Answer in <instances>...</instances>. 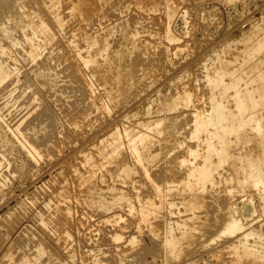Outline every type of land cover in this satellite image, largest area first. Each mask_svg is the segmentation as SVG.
Wrapping results in <instances>:
<instances>
[{"label": "rangeland", "instance_id": "1", "mask_svg": "<svg viewBox=\"0 0 264 264\" xmlns=\"http://www.w3.org/2000/svg\"><path fill=\"white\" fill-rule=\"evenodd\" d=\"M16 1L17 0H12V4L15 3ZM93 1L95 2V0H93ZM113 1H114L113 6L115 8L114 7L108 8V7L103 6V8L105 7V10L103 9V12L105 11V13H103V14L101 13L102 16L100 13H99L100 15L99 14L98 15L97 14L92 15L93 13L88 12L89 15L91 14L90 15L91 18H90V21L88 20L87 24H85V22L80 20L79 17H76L77 19L79 18L78 20L75 19V16L69 17V14H68L69 12L68 13L66 12L68 10L66 5L69 4V2H67V0H65V1L60 0V6L62 4L63 5L61 7H59V9L61 11V13L59 11L60 15L61 16L63 15L62 17H64V19H65L64 21L67 22V23H65V25L63 27V29H64L63 33L67 34L68 32H70L69 34L65 35V38L68 37V39L71 38L75 42L78 41L77 44L79 46L80 45L82 46L85 43L86 37H88L90 35L94 36L93 33L95 34L96 31H97L96 34H102L103 35V34H107L106 30L109 28H112V27H113L114 31L112 32L113 33L112 36L111 35H110V37L108 36V40H110V39H111L110 41L116 40L117 38H119V36L121 37L123 32L126 31V30L120 31V29L122 28V27L120 28V26H121L120 22H121L122 25L127 27L126 29H128L127 31H129V32L133 31L134 29H135L134 30V32H135L139 29V32L138 31H137V33L135 32L137 34L136 37L139 38L138 34L140 35L141 42L146 44L148 50L151 49V51H157L159 49H161V50L165 49V50H163L165 54H163L162 57H161V55H159V58L161 57L162 59L160 61V64L156 68L155 73H153V72L141 73L142 80H140L141 82L139 81L137 83L138 85L135 86V88L136 87L137 88L136 89L133 88L134 91H133V89H131L127 93V95L125 97L126 98L125 103L123 102L119 106L113 105L111 108V110L113 109V111L110 110L108 112L110 114H108L107 112H104V110L101 108L99 109L100 112H99L98 108H95V106L97 107L99 105L100 100H102L103 97H104L103 99H105V97H106V96H104L105 93L101 89L102 86L96 85L95 87L92 88L91 92L85 94V96L88 94V96L85 97L84 95H82V93L80 91L75 92L76 91L75 87L77 86V83H74V82L69 83L67 81V79L65 80V78H63L64 75L62 76V73L59 70L60 69L59 66H61V65H59V63L56 62L55 58L53 59L52 57H56V53H57V56L60 55L61 51H62L61 55L65 56L67 54L66 57L69 56V53L66 51L67 49L65 48V46L64 45L61 46V44L64 43L65 38H63L62 41L60 40V41L56 42V44L54 43L55 46H54V44H51L50 46L53 49L49 45L47 46V49L49 48L50 50H48L45 53L49 54V52H52L49 55L51 58V60H50L51 62L46 61L43 65H41V62H40L39 66L37 65L39 62L35 63V64L33 63V64H29V66L23 67V69H22V67L17 62L14 61L15 62L14 63L11 60V63H12L11 65L17 64L15 66H18L17 67L18 72H16V74L13 77V79H14L13 84L14 85L10 87L13 89H9L8 91L6 89L3 91L2 90L0 91V107H1L0 108V117H1L0 118V125L3 124L5 126V123H6L7 124L6 126L8 127V128H6L3 125H2L3 128H1L2 126L0 127L1 128V130H0V133H1L0 143L2 144L4 142V140L6 139L5 143H3V144H8V145L12 144L11 147L7 146V145H3V144H2L3 146L0 145V154H1L0 155V159H1L0 162L2 163V164H0L1 165V167H0L1 168L0 169V171H1L0 172V181H1L0 184H2V185H0L1 186V188H0V222H1L0 223V264H17L18 262H20L21 258L24 255L28 256L30 259V261H28L27 264H53V263H60V264H192V263L193 264H210L211 262H212L211 264H241V262H242V264H244V263L247 264L246 262H248V264H249L250 259H248V261H245V260H247V258L244 259L245 257H243L242 261H241L240 257L237 258V256L233 255L232 254L233 252L226 247L227 244H230L232 242L231 240H235V237H236L235 235L227 236L225 234L224 235L221 234L219 237L216 236L217 232H219V230H220V225H221V222L223 219L222 217H224L225 213H226L225 206L228 202L227 196L234 195L232 198V201H235V203L237 205H240L236 211V215H237L242 210L241 199H240L241 196L239 194H243V193H238V192H235L234 190L225 189V188H223V185H221V184L216 185L214 187L207 185L205 188L206 192L204 194L205 206H207V208H205V211H206L207 215H204L203 213L198 211L197 212L198 215L196 214L197 217L194 218L195 219L194 223L196 222L195 224L198 225V223H200L202 221H204L205 224L203 227L201 226L202 230H198V231H195L193 233L195 235L194 241H192V239L190 237V236H192V234L190 232H185V233L183 232V231H185L186 227H184L185 229L184 228L180 229L182 226H180L178 224V223L182 224L184 222V217H186L187 215L190 214V212L187 211L186 206L184 204L180 203L181 197H182L181 194H178L175 191H172V196L170 195L171 194L170 193L166 197L167 201H172L173 199H175V200H173V202H175V206L173 207L174 210L172 208L171 212H168L163 207H161V205H159L158 206L159 209L157 208V212L154 215V217H153V215H151V216H149V219L147 221H143L140 218V210L143 206L146 205L147 201L153 200V201L158 202V200H159L158 198L156 199L155 192H153L154 189L152 187V184L150 183L151 179H150L149 174H151V172L154 174H157V172L160 170V169L156 168L158 166H159V168H161L160 171H162V167L163 168L165 167L162 164L163 162H165L164 159H167L168 156L170 157L172 155H174L175 160L181 158L180 156H181L182 149L185 146H190L191 144H193L192 143L193 140H190L189 138H187L185 136V133L188 131L189 126H190V124H188L189 123L188 122V119H189L188 116H190L191 114H189V113H191V111H193L195 108H199L200 106L201 107L205 106L206 87L202 86L204 84V81H203L202 76H201V74L203 72H201V71H204V69L202 70L204 65L211 63V61L208 60L209 62L208 61L205 62L203 60L204 56L209 52V50L212 47L216 46L219 42L226 40L225 38L230 39V37L233 38L234 36L238 35L239 31L242 28H246L248 26V22H249L248 20H251L255 17H258L262 12H264V0H248L249 2L246 0H244V1L243 0H231V1H228V0L227 1L226 0H177V1L176 0H168L167 1V3L169 2L168 8L171 10V15L168 17H167V15H164L165 14L164 13V7L159 6V4L161 5L160 2H162V6H163L164 0H161V1H159V0H147L146 2H153V4L151 5L152 7L148 6L147 4H141L140 5L137 3V0H113ZM155 1L156 2L159 1L158 2L159 4L156 3V6L158 5L157 7H155V5H154ZM146 2H144V3H146ZM173 2H175L176 5ZM185 3H187V4H185ZM241 3H242V5H241ZM45 4H46V6L48 5V0H45ZM177 4H178L179 8L177 7ZM233 4L235 5L236 9H235ZM99 5L100 4H97V6H99ZM101 5H104V4H101ZM138 5H140V6H138ZM86 7L87 6H85L84 9L89 8V7H87V8ZM63 8H65L66 11ZM99 8H101V6ZM176 8H177V10H176ZM180 8H183V9H180ZM188 8H189V10H188ZM181 10L183 12H185V10L188 11V13L185 12L186 17H185V23L183 24V29H180L181 24H180V19L178 18V16L180 17L182 15ZM176 11H178V12H176ZM63 12L65 13V16H64ZM195 13H196L197 17H196V15H193ZM192 15L194 16V18ZM209 16L213 20H211L209 18ZM139 17H141V18L139 19ZM204 17H206V18H204ZM247 18H249V19L247 20ZM125 20L126 21L128 20V21L126 22ZM140 20H142L144 23ZM69 21H71V23L73 21L74 23L71 24ZM77 21H79V23ZM122 21H123V23H122ZM210 21H212V22H210ZM168 22L169 23L171 22L170 25ZM195 23H196V25H195ZM147 24L149 25V27ZM73 25L75 26V28ZM81 25H82V27H80V29H79V26H81ZM135 25L136 26L138 25V26L136 27ZM166 25L171 27V30L168 31L167 35L172 37V38L168 39V36L165 35V33L163 31V30H165V27H167ZM188 25H191V26H188ZM65 26H66V28L68 27L67 28L68 31H67V29H65ZM107 26H109V27H107ZM114 26H115V28H114ZM144 26H146V27H144ZM69 27H71L72 29ZM186 28H188V29H186ZM196 29H197V31H196ZM75 30H76V32H75ZM101 30H103L105 32H103ZM66 31H67V33H66ZM182 32H184V33H182ZM75 33L76 34L78 33V34L76 35ZM115 33H116V35L118 33V36H116ZM114 35L116 38H114ZM75 36H77V38ZM81 36H82V38H81ZM72 37L75 39H73ZM79 37H80V39H79ZM101 39L104 40L103 37ZM113 44H114V42H113ZM178 45H180V46L178 47ZM56 47H59V48L57 49ZM62 47H63V49H62ZM64 49H66V50H64ZM57 50H59L60 53H58L59 51H57ZM53 51H54V53L55 52L56 53L54 54ZM64 51H66L67 53ZM15 53H16L15 55L17 56L18 53L17 52H15ZM52 54H54L55 56L53 55L51 57ZM62 57L60 56V59L63 60L64 62H66V60L71 59V58L68 59V57L67 58L63 57L64 58L63 59ZM107 60H109V58ZM47 62H49V64H46ZM55 64H56V66H54ZM57 64H58V66H57ZM63 64H65V63H63ZM50 65H51V67H50ZM209 65L210 64H208V67H209ZM43 66H46V67H43ZM47 66H49L50 68ZM57 67H59V68H57ZM28 68H29L30 72L26 71V70H28ZM45 68H47V69L49 68L48 71ZM24 69H26V70H24ZM33 70H35V71H33ZM37 71H41L43 73H46L48 75V77H50V78L54 77V80L55 81L57 80V83H56L54 90L47 89V85H43V86L35 85V83L31 80L30 76L34 72H37ZM56 71L60 72L61 74L58 72L55 73ZM185 72H187V73H185ZM148 73H150V74H148ZM51 74H53V75L50 76ZM55 74H57V75L55 76ZM152 74L154 75L155 79H154V77H152L153 76ZM155 74H156V76H155ZM17 75H19V76H17ZM27 77H30V78H27ZM192 77H193V79H192ZM15 79H16V81H15ZM145 79H147L148 81ZM200 79L202 80V82H200L201 81ZM143 80H145V81H143ZM192 83H193V85H192ZM31 85H33V86H31ZM67 85H68V87H66ZM69 86L72 88L70 89ZM187 86L188 87L190 86V87L188 88ZM199 86H201V87H199ZM187 89H189V90H187ZM37 90H42V91H40L41 94L39 92H37ZM198 90H200V91H198ZM34 91L37 92L38 94H36ZM44 91H45V93H44ZM96 91L98 92L97 94L95 93ZM132 91H133V93H132ZM188 91H190V92H188ZM46 92H47V94H46ZM48 92L51 95L48 94ZM185 92L190 94L191 104L189 102L188 105H186L187 108H189V109H187L186 106L185 107L182 106V108H181V106H178L177 107L178 110L175 108V110H177L176 114L173 113L176 111L171 112L174 109H171L170 111L167 110L168 112L167 111H165V112L161 111L160 113L158 112L160 110V108H162L166 104L165 102H167L168 99L171 98V96L172 97H174L176 95L183 96ZM42 93H44V94H42ZM131 93H132V95H131ZM39 94L41 96L43 95L42 99H41V96ZM94 94H96V95H94ZM102 94H103V96H102ZM194 94L196 97L194 96ZM36 95H37V97H36ZM99 95H101V96H99ZM158 96H160V97H158ZM161 96H162V99H161ZM167 96H169L170 98ZM38 97H39V99H38ZM44 97H45V99H43ZM203 97H204V99H203ZM87 98H89L88 102H87ZM165 98L166 99L168 98L167 101ZM191 98H192V100H191ZM28 99H29V101H27ZM34 99H36V100H34ZM58 99H59V101H58ZM81 99H83V100L81 101ZM158 99L162 100L159 102L160 104L157 103L159 101ZM164 99H165V101H163ZM198 99L200 102H198ZM45 100L48 101L47 102L48 104L45 103L46 102ZM79 100L85 104H80ZM192 101H194L195 104H194V102L192 103ZM39 102L41 104H39ZM77 102H78V105H77ZM162 102H164V103L162 104ZM86 103H88L87 106H86ZM90 103H92L91 106H90ZM149 103L151 106H149V108H148L147 106ZM199 103H201V104L198 105ZM13 104H15V105H13ZM79 104H80V106L83 105V106H81V108L84 110H82L79 107ZM124 104H126V105L122 106ZM161 104H162V106H161ZM93 105H95V106H93ZM159 105L161 107H156ZM191 105L193 107L194 106L195 107L192 108ZM72 106H73V108H75V110L77 108H80L83 111V114L86 116V119H85V116L82 119V114H81V117L79 118V120L81 122L79 121L78 125H76V126L71 125L72 126L71 127L70 124H67V118H69V115H68L69 113L68 114H65V113L70 112L71 111L70 109L72 108ZM44 107L46 110L47 109H49V110L44 112L45 111V109L43 111ZM145 107L148 110H150L149 111L150 114L148 113L150 116L149 115L146 116L145 112H147V109ZM151 107H152V109H150ZM90 108H92V109H90ZM190 108H191V110H190ZM39 109L40 110L42 109L43 113ZM153 109L155 112H158V113H155V112L151 113V111H153ZM155 109L156 110L159 109V110L156 111ZM37 110H38V112H37ZM95 110H97L98 112ZM39 111H40V115H43L44 113H47L49 111L48 112L49 115L47 113L46 115L44 114L43 116H45V117H43V116H40L38 114L39 117H37V113H39ZM186 111H189V112H187L188 115L186 114ZM128 112H129V114H128ZM51 113H53V115L54 114L55 115L53 116ZM131 113H133V114H131ZM143 113H145V115ZM153 113H155V115ZM163 113H166V114H163ZM50 114L52 115L53 118H51ZM91 114H93V115H91ZM105 114H106V116H104ZM136 114H138V115H136ZM178 114H180V115H178ZM96 115L98 118H96ZM165 115H167L166 116V122H168V119L171 120L173 118L172 121L169 120V122L171 124L169 122L167 124L173 126L174 128L179 126L180 122H182V121L186 122L187 121L186 123L182 122V126L180 125V127L175 128V130L177 132L180 133V131L182 130L183 133H182V131L180 134L179 133L177 134V132H176L174 134L176 136V138L173 135L174 139L172 138V136L170 137L171 138L170 140H172L171 141L172 147L170 146V140H167L169 142L166 141V139H169V138H166L164 143H163V145L164 144L166 145L167 143L169 144V147L171 148V150L169 152H171L172 155H171V153L166 155V152H165L166 149L163 150V148H161V149L157 150L158 147H157V144H155L154 147L152 146V149L154 148L153 150L156 152L154 153V156H152V157L155 158V156H157V158H158L159 153L161 155H159V159L156 162H154L155 164L151 163L149 166L148 164H146V162L144 160H142L140 158H134V157L130 158V156L127 154H126L127 155L126 156L125 153H124V156H126V157L123 158V156H122L123 159L120 158L119 156H116V155H115V157L112 156V158H110L105 153L106 152L105 149L101 150L100 154L97 153V150H98L97 148L101 147L102 143L104 144L105 140L108 139L110 134L113 131H115L116 128L122 129V127L124 126V128L127 130V133L130 135L133 133L139 132L140 130H143L142 128H144V130H146L145 132H148V134L150 132L149 135H151L153 133V131L149 128H153V126L150 124L154 123L159 118V116H160V118H162ZM169 115L172 118H170ZM186 115H187V117H186ZM32 116H33V118H32ZM34 116H36L35 119H34ZM49 116H50V119L48 118ZM55 116H56V118H55ZM91 116L93 117L92 119H91ZM132 116L134 118H132ZM180 116L182 118L184 116L185 117V118H183L184 120L182 118H180ZM41 117H43L45 120H43V118H41ZM31 118L34 121V124L31 122L32 120L30 121ZM39 118H41L42 120H40V121H43V122H40L38 120ZM87 118H89V119H87ZM143 118H144V120H143ZM174 118L178 121H176ZM140 119H142V120L140 121ZM63 120H65V121L63 122ZM22 121H23V123L24 122L25 123L22 124ZM36 121L41 123V125L39 123L36 124L37 123ZM44 121H47V122H44ZM136 121H138L139 124ZM85 122H87V123H85ZM172 122H173V124H172ZM12 123H13V125H12ZM17 123H20L19 128L22 127L21 131L23 130V128L25 129L26 132L23 130L22 133L24 134V132H25L26 136L23 134L22 135L21 134L20 135L15 134L13 132V130H11V128L14 129V127L17 125ZM43 123L45 124V127L42 128V126H44V125H42ZM52 123H53V125L54 124L55 125L53 126ZM83 123H85V124L83 125ZM140 123H141V125H140ZM21 124L23 126L26 124V126L23 127ZM86 124H88V125H86ZM131 124H133V125H131ZM136 124H138L139 126ZM9 125L11 128L9 127ZM29 125H31V126H29ZM36 125H38V127ZM47 125H49L48 126L49 129H47L48 128ZM183 125H184V127H183ZM185 125H186V127H188V129L185 128ZM34 126L36 127L37 130L34 128ZM132 126H133V128H132ZM30 127H31V129H30ZM127 127H128V129H127ZM138 127H139V129H138ZM140 127H142V128H140ZM147 127H149V128H147ZM38 128H40V129H38ZM179 128H181V129H179ZM5 129L6 130L8 129L9 132L7 133V131ZM33 129H35V130L32 131ZM52 129H53V131H51ZM72 129H74V130H72ZM2 130L3 131L5 130V131L3 132ZM147 130H149V131H147ZM185 130H186V132H185ZM130 131H132L133 133ZM50 132H51L52 136H50L51 135ZM74 132H76V133H74ZM42 133L45 135H43ZM29 134H31V135L29 136ZM34 134H36V135L34 136ZM4 135H9V136L11 135V136L7 137ZM46 135L48 137L50 136L49 137L50 139L48 137H46ZM24 136L29 137V138L33 137L34 138V139L32 138L33 141L35 139H40L39 137H42V138L45 137V140L48 138L47 142H45L46 146L45 147L43 146L42 149L41 148L39 149L40 150L39 153L42 154L41 156H39V157L35 156L32 153H30L29 151H27L28 148L25 149V147H27V146L25 144L26 140H25ZM178 136L181 138L177 139ZM35 137H37V138H35ZM19 138L22 140L20 141ZM176 139L178 142L176 141ZM182 139H184V140H182ZM9 140L12 142L9 143ZM6 141H8V143ZM14 141H16V143ZM189 142H190V145H188ZM13 143H14V146H16L14 148H13ZM36 143H38L37 140H36ZM56 143H57V146H56ZM97 143H98V145H96ZM175 143H176V145H175ZM178 143L179 144L181 143V144L179 145ZM23 144H25L24 147H23ZM48 144H49V146H51L50 148H52V149L49 148ZM20 145H22V147ZM99 145H101V146H99ZM177 145H179V146H177ZM47 146H48V148H46ZM2 147L4 148L3 150H1ZM5 147H7V148H5ZM201 147H202L201 145L198 146V149L201 150ZM24 150H26V151H24ZM89 150L91 151V153ZM173 150H175V151L177 150L176 153ZM9 151H11V152H9ZM94 151H96V152H94ZM162 151H164V152H162ZM88 152H89V154H88ZM8 153H11V154H8ZM21 153H23V154H21ZM28 153H30L33 156H31L30 154L28 155ZM93 153L95 154V156ZM5 154H7V155H5ZM83 155L84 156L88 155L90 157L92 156L91 159L95 163H100V162L103 163V165H102L103 169H101L102 168L101 167L98 171H96L94 178L89 179V181L85 180V181L80 182L81 178L85 177L87 174L86 169L82 166V160L81 159L83 158ZM165 155H166V157H165ZM1 156L3 158L5 157V159L3 160ZM128 156L130 159L128 158ZM6 157H7V159H6ZM175 157H177V158H175ZM26 158H28L29 160L31 159L30 162L32 164H30V162H28L29 164L27 162L25 164ZM104 158H106V159H104ZM28 159H26V160H28ZM34 159H36V160H34ZM37 159H39V160H37ZM120 159H122V161H123V163H121V161H120V164H122V165H119L118 164L119 162L116 163V161L120 160ZM137 159H139L140 162ZM160 159L162 160V162ZM21 161H22V163H20ZM97 161H99V162H97ZM141 161H143V162H141ZM19 163H20V165L22 164V165H25L26 167L21 165V168H20ZM127 163H128V165H127ZM159 163H161L162 166L157 165ZM126 165H127V167H126ZM7 166H8V168H7ZM152 166H154V167H152ZM146 167L148 168V170ZM2 168H3V170H2ZM180 168L177 169L178 173L176 172L177 175H175L176 177L178 176V178H179V176L180 177L183 176L182 174L184 173L183 168H181L182 170H179ZM17 169H22V171H24V172L23 173H21L19 171L17 172ZM151 169H152V171H151ZM153 169L157 172H154ZM15 171H16V174H15ZM76 171L80 172L81 174L80 173L77 174ZM147 172H149V174ZM219 173L221 175H225L226 170L223 169V171H221L219 169ZM222 173H224V174H222ZM74 174H75V176H74ZM76 174H77V176H76ZM1 178L3 180H1ZM4 178H6V179H4ZM48 179L49 180L51 179L52 181L50 180V182H49ZM54 181H56V182H54ZM83 182H84V184H82ZM50 183H51V185H50ZM54 185H55V187H54ZM208 188L211 190H209ZM245 191H247L246 194H249V192L253 194V200L255 202L254 204L257 208H259L260 203H258L259 200L257 199L256 193H255V192H257V190L256 189L253 190L252 188L247 187V189ZM183 193H184V195L182 194L183 197L188 196V192L184 191ZM115 196H116V198H114ZM234 197H235V199H234ZM50 198H51V200H50ZM34 199H35V201L33 202ZM38 200H39V203H38ZM58 200L60 202H58ZM52 201H54V203ZM28 203H30L31 205H29ZM46 203H48L47 207H46ZM57 203H58V205H57ZM51 204L52 205L54 204V205L52 206ZM93 205H96V206H93ZM55 206H56V208H55ZM49 208L51 209V211L48 210ZM65 208L67 209V211ZM164 210H165V213H164ZM172 210H173V213H172ZM39 212H41V214H39ZM10 213H11V215H10ZM222 213H224V214H222ZM9 215H10V218H8ZM255 215L253 218L251 217V219L250 218L246 219L247 223L250 224L252 222V224H251L252 226L251 225H248V226L251 227L252 229L255 228L254 230L261 229L262 231H264V229H262V228H264V216H261V218L260 217L256 218ZM262 215H264V214H262ZM48 216H50V217L52 216L53 218L58 220L57 222L53 223L54 226L53 225L44 226L43 223H40L41 218H45V217L49 218ZM198 217H200V218H198ZM220 217H221V219H219ZM170 218H171V220H170ZM256 219H259V220H256ZM173 222H177V225H174V226L172 225L173 228L171 229L170 236L172 238H174L175 236H179L182 233L185 234V237L183 238L185 240L182 241V244H181L183 250L180 252V254L177 257H173L172 255L164 253L163 252V246L161 244L162 235H163V231H164V229H163L164 225L166 223L167 224H169V223L173 224ZM185 222L189 223L188 221H185ZM55 224L58 226L55 227ZM150 225L154 227V230L150 229ZM258 226H259V229H258ZM256 227H257V229H256ZM51 228H53V229H51ZM56 228H57V230H56ZM12 230H14V231H12ZM52 230H53V232H52ZM39 233H41V234H39ZM22 234H24V235H22ZM67 234L69 236H67ZM31 236H33L35 240H33V237L31 238ZM69 237L71 240L67 239ZM212 237L213 238L215 237V239H212ZM31 240H32V242H31ZM29 241H30V243H29ZM250 241H252V238H250ZM38 244H41L44 247L45 253L41 254L40 255L41 257L39 256L38 259L37 258L34 259L33 255L36 251V246ZM27 250H28V252H27ZM223 250L226 251L227 253L224 252ZM236 258L239 260L238 262H236L237 261V260H235ZM95 259H97V260H95ZM218 259H219V261H218ZM234 260H235V262H232ZM250 262H251V264H262L261 262H257V263L253 262L252 263L251 260H250Z\"/></svg>", "mask_w": 264, "mask_h": 264}, {"label": "bare ground", "instance_id": "2", "mask_svg": "<svg viewBox=\"0 0 264 264\" xmlns=\"http://www.w3.org/2000/svg\"><path fill=\"white\" fill-rule=\"evenodd\" d=\"M61 1H63V0H61ZM146 1L147 0H137V3L140 4V5L141 4H147L148 6H151L153 4V2H146ZM159 1H161V0H159ZM167 1L168 0H164L163 6H162V2H160L161 3V5H160L156 1H155L154 5H155V7H157L158 5L156 6V3H158L160 7H164V13H165L164 15H167V17H168V16L171 15V10L168 8L169 2L167 3ZM228 1H231V0H228ZM246 1H248V0H246ZM67 2H69V4H67V5L65 4V5L67 6L68 10L66 11L65 8H63V9H65V11L67 13L69 12L68 13L69 17L70 16H72V17L75 16V19H77L76 17H79L80 20L85 22V24H87L88 20L90 21V18H91L90 17L91 14L89 15L88 12L93 13L92 15H94V14L98 15L99 13L100 14L101 13L102 14L105 13V11L103 12V9L105 10V7H108V8L109 7H114L113 6V3H114L113 0H95L96 3L93 0L92 1L91 0H67ZM144 2H146V3H144ZM175 2H173V3L175 4ZM97 4H100V5L97 6ZM101 4H104V5H101ZM185 4H187V3H185ZM140 5H138V6H140ZM241 5H242V3H241ZM61 6H60V0H48V5L47 6L45 4V0H17L13 4H12V0H0V91L1 90L3 91L5 89L7 91L9 89H13V88H10V87L14 85L13 84V82H14L13 77L16 74V72H18L17 71V67L18 66H15L17 64L11 65L12 64L11 60L13 62L14 61L17 62L22 67V69H23V67L29 66V64H33V63L35 64V63L39 62L37 64L39 66L40 62H41V65H43L46 61H50L51 60L49 55L52 52H49V54L45 53L48 50H50L49 48L47 49V46L48 45L50 46L51 44H54V43L56 44V42H58L60 40L62 41V39L65 38V35L70 33V32L67 33V31H68L67 28L68 27L66 28V26H65V29H67V31H66L67 34L63 33V30H64L63 27H64L65 23H67V22L64 21L65 19H64V17H62L63 15L62 16L60 15L61 11H60L59 7H61ZM85 6H87L89 8L86 7L87 9H84ZM100 6H101V8H99ZM103 6H105V7L103 8ZM177 7H178V4H177ZM234 7H235V5H234ZM180 9H183V8H180ZM235 9H236V7H235ZM176 10H177V8H176ZM188 10H189V8H188ZM59 11H60V13H59ZM64 12H63V14L65 16ZM176 12H178V11H176ZM185 12L188 13V11H186V10H185ZM185 12L182 11L181 12L182 15L180 17L178 16V18L180 19V24H181L180 29H183V24L185 23V17H186L185 16ZM102 14H101V16H102ZM193 15H196V13L193 14ZM210 16H209V18L211 20H213ZM196 17H197V15H196ZM140 18L141 17H139V19ZM193 18H194V16H193ZM204 18H206V17H204ZM248 19L249 18H247V20ZM123 21H122V23H123ZM140 21H142V20H140ZM248 21H247L248 22V26L246 28H242L239 31L238 35L234 36L233 38L230 37V39L225 38L226 40L221 41V42L218 41L219 43L217 45L215 44L216 46L212 47L209 50V52L203 58V60L205 62L208 61V60L211 61V63H208L209 61L207 62L208 64H210L209 67H208V64L207 65L205 64L204 67L202 68V70L204 69V71H201V72H203L201 74V76H202V79L204 81V84L202 83L203 84L202 86L206 87L205 106L204 107L200 106L199 108H195L194 110L192 109L193 111H191V113H189V114H191L190 116H188L189 117V119H188L189 123L188 124H190V126H189V129H188V127H186V125H185V128L188 129L187 132L185 130V132H186L185 136L187 138H189L190 140H193L194 142L192 141L193 144H191V145H190V142H189L188 145H190V146H185L182 149V152L180 151L181 152V156L180 155L179 156L181 158L175 160L174 159V155H172V153L169 152L171 150V148L169 147V144L167 143L166 145L165 144L163 145V143H164L166 138H169V139H166V141L170 140L171 136L173 138V135L177 132L175 130V128L180 127V125L182 126V122L186 123L187 121L186 122H184V121L180 122L179 126H177L175 124L177 127L174 128L173 126L167 124L169 122V120H170V119H168V122H166V116L167 115H165L162 118H160V116H159V118L157 120L155 119L156 121L155 122L153 121L154 123L150 124V125L153 126V128L147 127V128H149V129H151L153 131V133L151 135H149L150 132H149V134H148V132H145L146 130H144V128H142V127H140V128H142L144 131L140 130L139 132H136V133H133L132 131H130V132L133 133L131 135L127 133V130L124 128V126L122 127V129L119 128L120 130L116 128L115 131H113L110 134L108 139L105 140L104 144L102 143L103 141L101 142L102 146L99 145L101 147L97 148L98 149L97 153L100 154L101 150L105 149L106 150L105 153L110 158H112V156L115 157V155L119 156L120 158H122V156L124 158L127 155H129L130 158L134 157V158H140V159L144 160L146 162V164H148L149 166H150L151 163L155 164L154 162H156L159 159V155H161L159 153L160 152L159 151L158 152L159 154L157 153L158 154V158H157V156H155V158L152 157V156H154V153L156 152V151L153 150L154 148L152 149V146L154 147L155 144H157V147H158L157 150L163 148V150L166 149V151H165L166 155L171 153L172 156H170V157L168 156L167 159H164L165 162H163L162 164L165 167L164 168L162 167V171H160L161 168H159V166H158L156 168L160 169L159 171L155 168L158 172L153 169V171L157 172V174H154L152 172H151V174H149V172H147L150 175V179L151 180L150 179L149 180H150V183L152 184V187L154 189L153 192H155L156 199L158 198L159 200H158V202H156V201L148 199L149 201H147L146 205L143 206L141 208V210H140V218L143 221H147L149 219V216L153 215V217H154V215L157 212V208H158L159 205H161V207H163L168 212H171V209L175 206V202H173V200H175V199L172 198L173 199L172 201H167L166 197L170 193H171L170 195L172 196V191H175L176 193L181 194L182 197L180 196L181 197V202L180 203L184 204L186 206V208H187V211L190 212L189 215H187V216L185 215L186 217H184V222L182 224H180V223H178V224L180 226H182L180 229H183L184 227H186V229L184 228L185 229V231H183L184 233L185 232H190L192 234V236H190L192 241H194V239H195V235L193 233L195 231L202 230L201 226L203 227L204 224H205L204 221L198 223V225L195 224L196 222L194 223V220H195L194 218L197 217L196 214H197L198 211L203 213L204 215H207L206 211H205V208H207V206H205V199H204V194L206 192L205 188H206L207 185H210L211 187H214L216 185H220L221 184V185H223V188H225V189H230V190H234L235 192H238V193H243V194H239L241 196L240 199H241V205H242V210H241L240 213H238L239 215L238 214L236 215V211H237V209H238V207L240 205H237L235 203V201H232V198H233L234 195L227 196L228 197V202H227V204L225 206L226 213H225V216L223 215L224 217H222L223 218L222 222L220 221L221 222L220 230H219V232L216 231L217 232L216 236L219 237L221 234H223V235L225 234L227 236L235 235L236 236L235 240H231L232 242L230 244H227V246H226L228 249H230L233 252L232 254L237 256V258L240 257L241 261H242V258L245 257L244 259L247 258V260H245V261H248V259H250L252 261V263L253 262H256V263L257 262H261L262 264H264V231L259 229V226H258L259 230H254L255 228L252 229L251 227L248 226V225H251L252 222L249 224L246 221V219H248V218H250V219H251V217L253 218L255 214H256L255 215L256 218H258V217L261 218V216H264V215H262V214H264V12H262L258 17H255V18H253L251 20H248ZM69 22L71 23V21H69ZM77 22L79 23V21H77ZM210 22H212V21H210ZM72 23H74V22L72 21ZM170 23H169V25H170ZM120 25H121L120 28L122 27L121 29L118 27L120 29V31L121 30L122 31H125V30L127 31L128 30V29H126L127 28L126 26L121 24V22H120ZM195 25H196V23H195ZM188 26H191V25H188ZM80 27H82V25L79 26V29H80ZM107 27H109V26H107ZM144 27H146V26H144ZM148 27H149V25H148ZM69 28H71V27H69ZM74 28H75V26H74ZM114 28H115V26H114ZM186 29H188V28H186ZM134 30L130 31V32L129 31H127V32L125 31L123 33L121 32L122 33L121 37L119 36V38H117L116 40H113V41H110L111 39L108 40V36L110 37V35L112 36V34H113L112 33L114 31L113 27L107 29L106 30L107 34H103V35L102 34H96L97 33V31H96L95 34L93 33L94 36L90 35V36L85 38V43L82 46L81 45L79 46L77 44L78 41L75 42L71 38L68 39V37L66 36L67 38L64 39L65 41H64L63 44H61V46L62 45L65 46V48L67 50L66 49H64V50H66L69 53V56H67V57H68V59L69 58H71V59L70 60H66V62L61 60L60 56L62 57L63 55H61L62 51L60 53L59 50H57V51H59L58 53H60V55L57 56V53L55 52L56 53V57H52L55 54L54 51H53L54 54L51 55V57L53 59L55 58L56 62H58L59 65H61V66H59L60 67L59 70L62 73V76L64 75L63 78H65V80L67 79V81L69 83H72V82L77 83V86L76 85H75L76 87L74 86L76 88L75 92L80 91L82 93V95L85 96V94L91 92L92 88L95 87L96 85L97 86H102L101 89L105 93L104 96H106V97H105V99H103L104 98L103 97L102 100H100V103H99V105L97 107L95 105H93V106H95V108H98V110L101 108V109L104 110V112L108 113L111 110L113 105L114 106L115 105L119 106L123 102L125 103V100H126L125 97H126L127 93L133 88L136 89L137 87L135 88V86H137L138 85L137 83L140 80H142L141 73H144V72H153V73H155V70L158 67V65L160 64V61L162 59L161 58L162 55L165 54L164 51H163L165 49H163V50L159 49L157 51H151V49L148 50L146 44L141 42L140 35L138 34L139 38L136 37V35H137L136 33H137V31L139 32V29L138 30L136 29L137 30V31H135L136 33L134 32ZM170 30H171V27L167 26V27H165V30H163V31H164L165 35H167L168 31H170ZM101 31H103V30H101ZM196 31H197V29H196ZM75 32H76V30H75ZM103 32H105V31H103ZM182 33H184V32H182ZM115 35H116V33H115ZM115 35H114V38H116ZM82 36H81V38H82ZM116 36H118V33H117ZM75 37L77 38V36H75ZM102 37L104 38V40L101 39ZM169 38H172V37L168 36V39ZM73 39H75V38H73ZM79 39H80V37H79ZM113 42H114V44H113ZM55 44H54V46H55ZM179 46L180 45H178V47ZM56 48L58 49L59 47H56ZM62 49H63V47H62ZM66 51H64V52H66ZM15 52L18 53L17 56L15 55L16 54ZM66 55L63 56V57H66ZM159 55H161L160 58H159ZM108 58H109V60H107ZM63 63H65V64H63ZM46 64H49V62H47ZM54 66H56V64ZM57 66H58V64H57ZM43 67H46V66H43ZM47 67H49V66H47ZM50 67H51V65H50ZM59 67H57V68H59ZM45 69L48 71L47 68H45ZM24 70H26V69H24ZM28 70H29V68H28ZM28 70H26V71L30 72V70L29 71ZM33 71H35V70H33ZM57 72L58 71H56L55 73H57ZM60 72H58V73H60ZM185 73H187V72H185ZM148 74H150V73H148ZM52 75L53 74H51L50 76H52ZM56 75L57 74H55V76ZM17 76H19V75H17ZM155 76H156V74H155ZM30 77H31V80L35 83V85H40V86L47 85V89H50V90H54L55 89L57 80L55 81L54 77L53 78L48 77V75L46 73H43L41 71H37V72H34ZM30 77H27V78H30ZM152 77H154V75ZM154 79H155V77H154ZM192 79H193V77H192ZM145 80H147V79H145ZM145 80H143V81H145ZM15 81H16V79H15ZM200 82H202V80ZM33 85H31V86H33ZM192 85H193V83H192ZM66 87H68V85ZM199 87H201V86H199ZM71 88L72 87H70V89ZM134 89H133V91H134ZM187 90H189V89H187ZM40 91H42V90H37V92H39V93H40ZM45 91H44V93H45ZM133 91H132V93H133ZM198 91H200V90H198ZM37 92H35V93L38 94ZM188 92H190V91H188ZM44 93H42V94H44ZM95 93L97 94L98 92L96 91ZM132 93H131V95H132ZM46 94H47V92H46ZM48 94H50V93L48 92ZM96 94H94V95H96ZM103 94H102V96H103ZM87 96H88V94L85 97H87ZM99 96H101V95H99ZM169 96H167V97H169ZM194 96H195V94H194ZM36 97H37V95H36ZM42 97H43V95L41 96V99H42ZM158 97H160V96H158ZM38 99H39V97H38ZM43 99H45V97ZM88 99L89 98H87V102H88ZM161 99H162V96H161ZM165 99L163 101H165ZM167 99H166V101H167ZM203 99H204V97H203ZM34 100H36V99H34ZM82 100L83 99H81V101ZM191 100H192V98H191ZM27 101H29V99ZM58 101H59V99H58ZM81 101H80V104H85V103H82ZM160 101H162V100H159L157 103H159ZM47 102L48 101H46L45 103L48 104ZM189 102H190V94L185 92L183 96H181V95H176L174 97L171 96V98L168 99L167 102H165L166 104L162 108H160V110L159 109H157V110L155 109V110L156 111L159 110L158 112L160 113L161 111L165 112L167 110L170 111L171 109H174L171 112L176 111V112H173V113L176 114L177 110H178L177 109L178 106H181V108H182V106L185 107L186 105H188ZM193 102L194 101H192V103ZM198 102H200L199 99H198ZM163 103L164 102H162V104ZM39 104H41V103L39 102ZM80 104H79V107L81 108V106H83V105L80 106ZM162 104H161V106H162ZM190 104H191V102H190ZM194 104H195V102H194ZM200 104L201 103H199L198 105H200ZM13 105H15V104H13ZM77 105H78V102H77ZM87 105H88V103H86V106ZM91 105H92V103H90V106ZM125 105L126 104H124L122 106H125ZM149 106H151L150 103L148 104L147 107L149 108ZM161 106L159 105V106H156V107H161ZM194 107L192 106V108H194ZM80 108H77L75 110V108H73V106H72V108L70 109L71 111L65 113V114L69 113L68 114L69 118H67V124H70V126L71 125L76 126V125L79 124V121H80L79 118L81 117V114H82V119L84 118L85 115L83 114V111H82L84 109L81 108L82 109L81 110ZM175 108L177 110H175ZM186 108H187V106H186ZM44 109H45V107L43 108V111H44ZM90 109H92V108H90ZM150 109H152V107ZM187 109H189V108H187ZM47 110H49V109H47ZM47 110L45 109L44 112H46ZM190 110H191V108H190ZM40 111L43 113L42 109ZM40 111H39V113H37V117H39ZM95 111H97V110H95ZM111 111H113V109ZM149 111L150 110H148V109H147V112L144 111L146 113V116L150 114ZM37 112H38V110H37ZM99 112H100V110H99ZM152 112H155L154 109H153V111H151V113ZM158 112H155V113H158ZM187 112H189V111H186V114H187ZM47 113H44V114L46 115ZM145 113H143V114L145 115ZM155 113H153V114L155 115ZM51 114L53 115V113H51ZM108 114H110V113H108ZM128 114H129V112H128ZM131 114H133V113H131ZM163 114H166V113H163ZM43 115H40V116H43ZM48 115H49V113H48ZM52 115H51V118H53ZM91 115H93V114H91ZM136 115H138V114H136ZM178 115H180V114H178ZM187 115H186V117H187ZM104 116H106V114ZM35 117L36 116H34V119H35ZM43 117H45V116H43ZM43 117H41V118H43ZM169 117L172 118L170 115H169ZM32 118H33V116H32ZM32 118L30 119V121L32 120L31 122L34 124V121H33ZM41 118H39L38 120L39 121L42 120ZM48 118L50 119V116ZM55 118H56V116H55ZM92 118L93 117L91 116V119ZM96 118H98L97 115H96ZM132 118H134V117L132 116ZM180 118H182V117L180 116ZM183 118H185V117L183 116ZM85 119H86V116H85ZM87 119H89V118H87ZM43 120H45V119L43 118ZM141 120L142 119H140V121ZM143 120H144V118H143ZM172 120H173V118L170 121H172ZM64 121L65 120H63V122ZM138 121H136V122L138 123ZM176 121H178V120H176ZM40 122H43V121H40ZM44 122H47V121H44ZM24 123L22 121V124H24ZM38 123L39 122H37L36 124H38ZM85 123H87V122H85ZM85 123H83V125ZM19 124L20 123H17V125L14 127V129L11 128L10 125H9V127L11 128V130H13V132L15 134H19V135L21 134L22 135L23 134L22 131L23 130L25 131V129L23 128V130L21 131L22 127L19 128V126H20ZM39 124L41 125V123H39ZM138 124H136V125H138ZM172 124H173V122H172ZM2 125H0V127ZM6 125L7 124L5 123V126L4 125L3 126L8 128ZM12 125H13V123H12ZM42 125H44V126H42V128L45 127L44 123ZM52 125H53V123H52ZM86 125H88V124H86ZM131 125H133V124H131ZM140 125H141V123H140ZM3 126L1 128H3ZM24 126H26V124ZM29 126H31V125H29ZM36 126L38 127V125H36ZM48 126L49 125H47V127ZM183 127H184V125H183ZM1 128H0V130H1ZM34 128L36 129L35 126H34ZM132 128H133V126H132ZM30 129H31V127H30ZM35 129H33L32 131H34ZM38 129H40V128H38ZM47 129H49V127ZM74 129H72V130H74ZM127 129H128V127H127ZM138 129H139V127H138ZM179 129H181V128H179ZM6 131H7V133L9 132L8 129ZM51 131H53V129ZM147 131H149V130H147ZM181 131H180V133H181ZM25 132H24L23 135H25ZM74 133H76V132H74ZM178 133L179 132H177V134ZM182 133H183V131H182ZM50 134H51V132H50ZM0 135H1V133H0ZM30 135L31 134H29V136ZM35 135L36 134H34V136ZM43 135H45V134H43ZM4 136L10 137L11 135L10 136L9 135H4ZM50 136H52V134ZM46 137H48V136L46 135ZM32 138L25 137V140H26L25 144L27 146V147H25V149L28 148L27 151H29L33 155L39 157V156L42 155V154L39 153L40 152L39 149L40 148L42 149L43 146L44 147L46 146L45 142H47L48 138L45 140V137L44 138L39 137L40 139H35L34 141L32 140ZM35 138H37V137H35ZM175 138H176V136H175ZM179 138H181V137L178 136L177 139H179ZM177 139H176V141H177ZM184 139H182V140H184ZM5 140H4L3 143H5ZM10 140H9V143L12 142ZM21 140L22 139H20V141ZM36 140L38 141V143H36ZM171 141L172 140H170V146L172 147V145H171L172 142ZM6 142L8 143V141H6ZM14 142L16 143V141H14ZM167 142H169V141H167ZM2 144L0 143V145H2ZM25 144H23V147H24ZM3 145H7V146L11 147L12 144H9V145L8 144H3ZM96 145H98V143ZM175 145H176V143H175ZM179 145H177V146H179ZM200 145L202 146L201 150L198 149V146H200ZM20 146L22 147V145H20ZM48 146H49V144H48ZM48 146L46 148H48ZM56 146H57V143H56ZM14 147H16V146H14V143H13V148ZM50 147L51 146H49V148ZM5 148H7V147H5ZM3 149L4 148L2 147L1 150H3ZM50 149H52V148H50ZM24 151H26V150H24ZM173 151H175V150H173ZM176 151H175V153H176ZM9 152H11V151H9ZM94 152H96V151H94ZM162 152H164V151H162ZM30 153H28V155ZM90 153H91V151H90ZM124 153H125V155L126 154L127 155L124 156ZM8 154H11V153H8ZM21 154H23V153H21ZM88 154H89V152H88ZM5 155H7V154H5ZM33 155H31V156H33ZM166 155H165V157H166ZM94 156H95V154H94ZM129 156H128V158H129ZM91 157L88 156V155H85V156L83 155V158L81 159L82 160V166L86 169L87 174H86L85 177L81 178L80 182L85 181V180L89 181V179L94 178V175L96 174V171H98L103 165V163H101V162L100 163L93 162ZM28 158H26V159H28ZM106 158H104V159H106ZM175 158H177V157H175ZM2 159L4 160L5 157L4 158L2 157ZM6 159H7V157H6ZM26 159H25V164H26V162L28 163L31 160V159L30 160L29 159L26 160ZM122 159L117 160L116 163L119 162L118 164L122 165V164H120V161H121V163H123ZM34 160H36V159H34ZM37 160H39V159H37ZM137 160L139 161V159H137ZM97 162H99V161H97ZM141 162H143V161H141ZM161 162H162V160H161ZM20 163H22V161ZM20 163H19V165H20ZM0 164H2V163L0 162ZM30 164H32V163L30 162ZM21 165H20V168H21ZM127 165H128V163H127ZM127 165H126V167H127ZM157 165H161V163H159ZM22 166H25V165H22ZM0 167H1V165H0ZM152 167H154V166H152ZM180 167L183 168V172L184 173L182 174L183 176H181V177L179 176V178H178V176L176 177L175 175H177V173H178L177 169L180 168ZM7 168H8V166H7ZM181 168L179 170H182ZM101 169H103V167ZM219 169L221 171H223V169L226 170L225 175H221L219 173ZM2 170H3V168H2ZM147 170H148V168H147ZM18 171L21 172V173L24 172V171H22V169H17V172ZM151 171H152V169H151ZM76 173L78 174L80 172L76 171ZM15 174H16V171H15ZM77 174H76V176H77ZM222 174H224V173H222ZM74 176H75V174H74ZM4 179H6V178H4ZM1 180H3V179L1 178ZM50 180H49V182H50ZM54 182H56V181H54ZM82 184H84V182ZM0 185H2V184H0ZM50 185H51V183H50ZM54 187H55V185H54ZM247 187L248 188H252L253 190L254 189L257 190V192H255V193H256L257 199L259 200L258 203H260L259 208H257L255 206V204H254L255 202L253 200V194L250 193V192H249V194H246V192L248 191V190L245 191L247 189ZM0 188H1V186H0ZM209 190H211V189H209ZM184 191L188 192V196L185 194L187 197H183V195H184L183 192ZM114 198H116V196ZM234 199H235V197H234ZM50 200H51V198H50ZM34 201H35V199L33 200V202ZM52 202L54 203V201H52ZM58 202H60V201L58 200ZM30 203H28V204L31 205ZM38 203H39V200H38ZM47 205H48V203H46V207H47ZM57 205H58V203H57ZM93 206H96V205H93ZM55 208H56V206H55ZM48 210L51 211L50 208ZM165 210H164V213H165ZM173 210H174V208H173ZM173 210H172V213H173ZM66 211H67V209H66ZM39 214H41V212H39ZM222 214H224V213H222ZM10 215H11V213H10ZM10 215H9V217L8 216L7 217L10 218ZM48 217L49 218H46V217L45 218H41V222L40 223H43L44 226H48V225H53L54 222L58 221L55 218H53L52 216L51 217L48 216ZM198 218H200V217H198ZM219 219H221V217ZM259 219H256V220H259ZM170 220H171V218H170ZM185 221H188L189 223H186ZM56 224H55V227L58 226ZM172 225L173 226L177 225V222H173V224H171V223L167 224L166 223L164 225V228H163L164 231H163V235H162L161 244L163 246V252L164 253L172 255L173 257H177L180 254V252L183 250L181 244H182V241L185 240V239H183L185 237V234L182 233L181 235L175 236L174 238H172L170 236L171 229L173 228ZM51 229H53V228H51ZM150 229L154 230V227L150 225ZM256 229H257V227H256ZM262 229H264V228H262ZM56 230H57V228H56ZM12 231H14V230H12ZM52 232H53V230H52ZM39 234H41V233H39ZM22 235H24V234H22ZM67 236H69V235L67 234ZM32 237L33 236H31V238ZM250 238H252V241H250ZM67 239H70V237L67 238ZM212 239H215V237L214 238L212 237ZM33 240H35L34 237H33ZM31 242H32V240H31ZM29 243H30V241H29ZM27 252H28V250H27ZM224 252H226V251H224ZM43 253H45L44 252V247L41 244H38L36 246V251H35V253L33 255V258L34 259H36V258L38 259V257L41 254H43ZM237 258L235 259V260H237L236 262L239 261ZM95 260H97V259H95ZM235 260L232 261V262H235ZM250 260H249V264H251ZM28 261H30L29 257L24 255L21 258L20 262H18V263L19 264L20 263L21 264H27ZM218 261H219V259H218ZM246 263L248 264V262H246ZM53 264H60V263H53ZM241 264H242V262H241Z\"/></svg>", "mask_w": 264, "mask_h": 264}]
</instances>
